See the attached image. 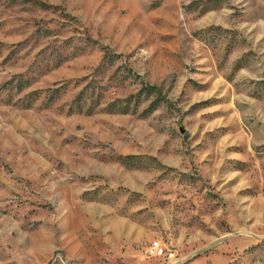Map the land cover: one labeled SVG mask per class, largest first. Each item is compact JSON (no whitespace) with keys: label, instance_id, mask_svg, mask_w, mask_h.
I'll return each mask as SVG.
<instances>
[{"label":"rangeland","instance_id":"374dc122","mask_svg":"<svg viewBox=\"0 0 264 264\" xmlns=\"http://www.w3.org/2000/svg\"><path fill=\"white\" fill-rule=\"evenodd\" d=\"M0 264H264V0H0Z\"/></svg>","mask_w":264,"mask_h":264},{"label":"built area","instance_id":"2783aa9c","mask_svg":"<svg viewBox=\"0 0 264 264\" xmlns=\"http://www.w3.org/2000/svg\"><path fill=\"white\" fill-rule=\"evenodd\" d=\"M163 250L158 241L151 242L146 249V255L148 257H156L162 254Z\"/></svg>","mask_w":264,"mask_h":264},{"label":"trees","instance_id":"16d2710c","mask_svg":"<svg viewBox=\"0 0 264 264\" xmlns=\"http://www.w3.org/2000/svg\"><path fill=\"white\" fill-rule=\"evenodd\" d=\"M146 87V89H149V90H155V88L154 87H152V86H145ZM79 94L76 96L77 98L76 99H79Z\"/></svg>","mask_w":264,"mask_h":264}]
</instances>
